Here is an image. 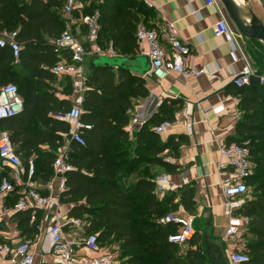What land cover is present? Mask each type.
<instances>
[{
  "label": "trees",
  "instance_id": "trees-1",
  "mask_svg": "<svg viewBox=\"0 0 264 264\" xmlns=\"http://www.w3.org/2000/svg\"><path fill=\"white\" fill-rule=\"evenodd\" d=\"M125 1L130 2L116 0V3ZM134 4L138 7L137 12L120 11L117 6L108 7L105 3L96 7L101 14L99 45L102 48L106 47L110 29L112 49L119 55H136L137 27L144 23L138 14L145 7L140 2L134 1ZM62 7V0H0V29L18 32V40L24 44L20 62L29 71V78H52L42 67L54 66L61 59L54 41L65 29L66 21L60 14ZM10 62L8 48L2 49V74L12 70ZM114 68L100 65L88 76L81 121L92 129L83 131L85 147L71 145L67 162L75 170L68 174L67 190L62 193L61 202L75 204L69 218L85 221L86 232L99 234L101 243L112 238L121 242L128 257L126 264H211L197 236L185 244L189 248L182 253L180 247L183 245L169 242L170 235L179 230L178 226L163 223L177 209L178 198L188 212H194V186L169 192L161 199L156 194V174L151 168L162 167L169 174L177 173L178 166L167 162L164 154L173 150L177 158V147L184 139L171 137L163 142L151 128L175 121V113L165 111L169 103L174 102H164L151 121L134 131L132 148L131 135L126 130L130 124L129 113L150 93L141 76L120 67L115 73ZM259 82L253 79L250 86L237 88L242 118L230 141L249 149L255 174L248 180V186L254 179L259 180L253 183V192L251 197L248 193L242 211L248 218L247 233L252 238L243 250L250 254L248 264H264V174L261 173L264 168V84ZM9 85L17 87L20 95L28 92L30 97L24 100V111L1 121L0 128L9 135L23 159L29 161L35 154L38 156L37 174L40 172L43 179L50 180L54 175L56 152L69 126L48 114L68 112L72 106L66 101L56 104L52 94L34 86H20L13 77L0 82V91ZM41 106L46 108L42 110ZM46 145L50 152L42 150ZM130 177H134V181L124 186L122 181ZM26 212L30 222L32 211Z\"/></svg>",
  "mask_w": 264,
  "mask_h": 264
},
{
  "label": "crops",
  "instance_id": "crops-1",
  "mask_svg": "<svg viewBox=\"0 0 264 264\" xmlns=\"http://www.w3.org/2000/svg\"><path fill=\"white\" fill-rule=\"evenodd\" d=\"M134 1L144 5L145 9L140 10L138 14L141 22H144L149 29L158 31L161 45L168 52L171 50L169 28L173 25L179 40L191 48V54L186 58L188 66L196 71H204V75L198 79L194 77L185 78L182 74L172 71L169 72L165 80L158 84L157 80L149 75L151 71L150 61L141 55V51L147 50V47L141 48L137 44L135 56L119 55L112 49L111 30L109 29L108 39L105 41L106 47L103 49H112L113 54L104 58L90 57L86 63L87 77L97 66H100L101 59H130L132 57L142 61V65L133 74L139 75L145 80L150 96L136 103L129 113L130 124L126 130L131 135L132 146L135 142L134 131L151 121L164 102L168 100L174 102L169 103L165 111L174 112L175 121L178 119L180 122L159 136L163 142L171 137H183L184 141L179 143L177 147V158L174 157L173 150H167L164 154L167 162L178 166L177 173L169 174L162 167L151 168V171L156 174V194L161 199L169 192H177L178 189L193 185L195 189L194 212H188L178 198L175 202L178 207L170 214L184 218L194 216L195 234L193 237L197 236L204 245L211 264H229L230 253L236 250H246L245 235L251 237L247 233L248 218L242 215L244 217V232L241 239L224 241L228 219L225 216V197L221 182L225 177L224 173L229 172V168H227V158L223 157L219 151L221 143H231V139L237 133V125L242 118V112L239 108L240 96H237V88L239 87H236L233 81L237 73L244 67V61L238 51H236L238 61H235L230 45L222 37L216 35L214 25L220 20V15L215 7L207 6L205 0H130V2H120L118 5L116 0H106L104 3L108 7L117 6L120 11L137 12L138 7ZM79 2L84 7V13L87 14L92 13L98 5H101L98 0H79ZM245 2L264 24V0H245ZM0 31L6 30L0 29ZM76 33L86 47L91 49L92 46L87 39L86 29L80 27L76 29ZM45 38L47 39V36ZM252 43L257 42L241 40V49L244 54L249 50ZM20 44L23 48L24 44L22 42ZM244 45L246 49H244ZM8 50L12 70L5 74L0 72V82L12 77L16 78L20 86H34L39 91L52 94L56 104L66 101L70 103L72 108L78 100L82 99L83 102L87 87L86 90H83L77 88L71 78L55 77L51 72L53 66L47 65L43 66L42 69L49 72L52 78H44L43 76L29 78V71L25 69L20 59L16 62L9 48ZM57 53L60 54V61L68 56L63 50L57 51ZM248 53L250 54L249 51ZM246 57L248 58V56ZM256 69L263 74L260 63ZM117 71L118 67L115 66L114 72L117 73ZM259 84L263 85L260 82ZM21 97L24 101L30 97V94L25 92L21 94ZM156 102L157 105H155ZM221 105L225 107L224 111L216 114L214 110ZM45 108L46 106H41L42 110ZM48 115L54 119V112H49ZM134 119L138 121V124L143 125H135ZM191 124L193 126L189 128L188 126ZM155 127L151 129L153 130ZM2 133L4 132L0 128V135ZM73 143L75 142L71 139L69 127L68 133L63 135L60 148L56 152L57 158L63 155L68 161ZM42 150L51 151L47 145L43 146ZM22 160L24 166L27 167L30 162L36 164L38 156L35 154L29 161L23 159L22 156ZM6 176H8V171L0 168V181ZM132 178L134 179V177ZM54 179L55 174L50 180H45L38 172L35 185L41 194H51L60 202V206L51 212L27 210L32 211L30 222L27 221L28 212H16L15 206L18 201L16 195L0 197V244L13 246L14 244L29 242L35 254L34 264H42L44 258L47 260V264H54L53 256L49 253L50 241L47 232L53 216H57L64 223L72 219L79 220L69 218V213L75 204L61 202L62 193L59 189V182L58 180L54 181ZM51 181H54V185L52 190H49L46 188V184ZM162 185L166 186L167 189L165 192L159 193L158 188ZM249 197L251 196L249 195ZM82 222L84 224L82 229L85 232L86 222ZM65 230L67 233L69 230L70 234H68L72 236L80 231L73 225L67 226ZM4 261L0 255V264H9Z\"/></svg>",
  "mask_w": 264,
  "mask_h": 264
},
{
  "label": "built area",
  "instance_id": "built-area-1",
  "mask_svg": "<svg viewBox=\"0 0 264 264\" xmlns=\"http://www.w3.org/2000/svg\"><path fill=\"white\" fill-rule=\"evenodd\" d=\"M104 3L106 0H98ZM207 6L215 7L220 15V20L214 25L216 35L222 37L232 48V57L238 61L236 51L240 52L244 61V67L234 78L236 87L250 86L253 79H257L264 84V74L254 69L241 49L243 37L238 32L235 25L230 20L222 2L220 0H205ZM62 16L65 19V29L55 41L57 51H66L67 57L56 63L52 68V74L57 78H71L77 88L86 90L87 70L86 63L90 57L104 58L113 54L112 49L106 50L99 46L100 33V11L84 13V7L79 0H63ZM85 28L87 39L91 44V49L81 41L76 33V29ZM170 52L161 45L160 35L157 30L149 29L144 24L137 27V42L139 46L147 47L142 50L141 55L148 58L151 64L150 77H153L160 84L166 79L169 72H177L185 78L194 77L196 79L204 75V71H196L190 68L186 58L191 54V48L179 40L178 34L173 25L170 26ZM9 48L12 57L19 61L22 46L18 41V32L0 31V49ZM223 105L217 107L214 112H223ZM24 111V101L17 89L13 85L4 87L0 91V122L14 118ZM54 119L65 122L70 127V136L78 145L85 147L86 140L83 136L84 130H90V125H85L81 121L82 99L68 112H61L53 115ZM180 121H166L153 128L158 135H163ZM133 123L142 126L134 119ZM192 124L189 128H192ZM221 155L227 158V168L229 172L224 173L225 177L221 182V188L225 197V216L228 219V226L224 237L225 242L232 239H241L244 232V217L242 211L249 193L248 180L253 176L254 170L249 159V149L245 145L238 143H221L219 145ZM0 168L8 171V176L0 181V197L16 195L18 197L15 206L16 212H23L30 209L34 211L51 212L60 206V202L51 194H41L35 185L37 177L36 166L30 162L24 166L21 155L12 144L7 133L0 135ZM55 180L59 182L61 193L67 190L68 174L74 171V167L66 161L65 156L56 158L54 165ZM54 181L46 184V188L52 190ZM166 186H159V193L165 192ZM163 223H174L178 226V231L170 235L169 242L175 245L187 244L195 234V217L184 218L179 215L170 214ZM69 225L77 227L84 232L83 222L80 220H70L67 223L61 221L57 216L51 219L48 228L50 241L49 253L53 256L54 264H118L116 255L102 247L97 234L69 235L65 228ZM0 255L9 264H34L35 254L29 242L14 244H0ZM250 256L242 251L236 250L230 253L231 264H248ZM42 264H47L44 258Z\"/></svg>",
  "mask_w": 264,
  "mask_h": 264
},
{
  "label": "water",
  "instance_id": "water-1",
  "mask_svg": "<svg viewBox=\"0 0 264 264\" xmlns=\"http://www.w3.org/2000/svg\"><path fill=\"white\" fill-rule=\"evenodd\" d=\"M220 1L222 2L230 20L235 25L241 36L245 40L257 42L264 48V24L255 15L254 11L248 7L252 17V23L250 27L244 22L240 8L236 5V3L233 0H220ZM99 65H107L111 67L117 66L118 68L119 67L125 68L132 72H136V69L142 65V61H140L137 58L112 59V60L101 59ZM155 105H157V102L155 103Z\"/></svg>",
  "mask_w": 264,
  "mask_h": 264
},
{
  "label": "rangeland",
  "instance_id": "rangeland-1",
  "mask_svg": "<svg viewBox=\"0 0 264 264\" xmlns=\"http://www.w3.org/2000/svg\"><path fill=\"white\" fill-rule=\"evenodd\" d=\"M144 25H146V24H144ZM244 49H246L245 45H244ZM248 51L250 52V54L248 53ZM248 51H246L245 54H246V56H248V59L251 62V65H252V67L254 69L257 68L259 63L264 65V48L260 44L252 43L249 46V50ZM262 72H264V68H263ZM131 144H132V142H131ZM132 148H134V146H132ZM261 173L264 174V168H261ZM254 174L255 173H253V175ZM263 179H264V177H263ZM133 181H134V179L132 177H130V178L122 181V184L124 186H127L130 183H132ZM257 181H259V180L258 179H254L253 182L250 183V185H249V195H251L252 192H253V189H254L253 183H255ZM68 233L70 234L69 230H68ZM75 234L79 235V237H81V236H84V235H88L89 233H87L86 231L85 232L77 231ZM244 239H246V240H244V243L250 242L252 240V238L251 237L249 238L248 235H245ZM122 245L123 244L121 242H115L113 240V238L110 239L107 242H102V247L109 248L108 250H110L111 252H113L116 255L118 264H126V261H127L128 257H127V254H126L125 250H123ZM188 248H189V245H186V246L180 247V250L182 251V253H185ZM225 264H228V263H225Z\"/></svg>",
  "mask_w": 264,
  "mask_h": 264
},
{
  "label": "bare ground",
  "instance_id": "bare-ground-1",
  "mask_svg": "<svg viewBox=\"0 0 264 264\" xmlns=\"http://www.w3.org/2000/svg\"><path fill=\"white\" fill-rule=\"evenodd\" d=\"M242 12L244 22L251 27L252 17L245 0H233Z\"/></svg>",
  "mask_w": 264,
  "mask_h": 264
}]
</instances>
